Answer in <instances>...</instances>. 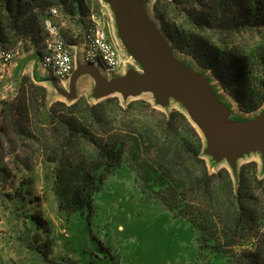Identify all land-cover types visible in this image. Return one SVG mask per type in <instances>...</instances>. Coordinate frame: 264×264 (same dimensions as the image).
<instances>
[{"label":"trees","instance_id":"trees-1","mask_svg":"<svg viewBox=\"0 0 264 264\" xmlns=\"http://www.w3.org/2000/svg\"><path fill=\"white\" fill-rule=\"evenodd\" d=\"M50 6L79 19L88 11L85 0H0V46L29 38L39 53ZM152 9L172 48L209 72L241 111L264 104V0H155ZM203 145L179 110L116 96L49 103L46 88L24 75L16 95L0 100V192L12 190L0 202L23 221L17 240L49 262L48 221L24 215L17 177L41 166L58 209L87 217L104 179L125 164L144 198L191 224L209 264H264V176L254 161L239 167L236 182L226 168L210 172Z\"/></svg>","mask_w":264,"mask_h":264},{"label":"rangeland","instance_id":"rangeland-1","mask_svg":"<svg viewBox=\"0 0 264 264\" xmlns=\"http://www.w3.org/2000/svg\"><path fill=\"white\" fill-rule=\"evenodd\" d=\"M143 1H146V15L167 41L174 58L204 94L206 104L216 121L230 130H247L261 122L264 119V104L252 112L241 111L209 72L200 68L190 56L172 48L153 15L155 0H140L142 5ZM85 2L88 11L80 19L76 15L63 12L65 19H69L68 22L65 20L68 28H76L83 35L91 16H96L126 64V72L116 74L114 78L135 75L143 80L155 79L156 73L151 61L140 55L136 35L127 30V25L118 17L111 0ZM57 8L60 9L58 6ZM60 11L62 12L61 9ZM69 32L70 29L65 32L68 41ZM7 47H18V57L27 53H38L29 38L8 44ZM41 51L42 43L38 54ZM111 96L118 97L123 104L142 99L164 112L179 110L194 126L189 110L178 92L168 90L163 100L156 91L126 94L118 90ZM48 102L50 103L49 100ZM195 128L203 139L202 157L210 172L226 168L236 182L239 167L254 161L258 173L264 176L261 164V158L264 161V148L258 152H253V149L240 150L234 157H231L229 150H223L221 154H217L215 150L210 152L206 137L199 128ZM15 186H20L25 192L24 215L40 213L48 221L49 238L53 244L52 254L50 261L44 262L26 249L17 240L25 229L23 221L21 218L16 220L10 213L9 203L0 202V264H209L199 253L196 234L191 224L185 219L174 218L160 202L144 198L125 164L104 179L94 196V210L87 217L76 213L67 218L58 209L51 179L44 176L39 165L29 175L23 173L18 176ZM4 192L12 190L0 192V201H6L2 196ZM33 234L38 243L45 241L41 230L33 228ZM31 240L34 241V237Z\"/></svg>","mask_w":264,"mask_h":264},{"label":"water","instance_id":"water-1","mask_svg":"<svg viewBox=\"0 0 264 264\" xmlns=\"http://www.w3.org/2000/svg\"><path fill=\"white\" fill-rule=\"evenodd\" d=\"M111 2L115 5L118 17L127 25V30L136 35L140 45L139 53L151 61L156 78L143 80L130 75L109 81L99 73L95 65L77 61L75 71L83 69L91 71L100 88V95L106 98L118 90L126 94L156 91L158 97L163 100L168 90L175 91L181 95L194 126L206 137L210 152L215 150L217 154H221L223 150H229L231 157H234L240 150L264 148V119L247 130H230L216 121L206 104L204 94L198 90L196 82L174 58L167 41L146 15L144 9L146 1L142 2L143 5L140 0Z\"/></svg>","mask_w":264,"mask_h":264},{"label":"built area","instance_id":"built-area-1","mask_svg":"<svg viewBox=\"0 0 264 264\" xmlns=\"http://www.w3.org/2000/svg\"><path fill=\"white\" fill-rule=\"evenodd\" d=\"M44 19L45 37L39 54L40 64L57 80L68 79L76 68L77 61L101 66L111 75L117 72L123 59L119 49L109 39L99 18L92 15L83 35L76 28H68L64 13L57 6H50ZM67 20V22L65 21ZM70 29V41L66 30ZM20 51L18 47L0 46V82L8 65Z\"/></svg>","mask_w":264,"mask_h":264},{"label":"crops","instance_id":"crops-1","mask_svg":"<svg viewBox=\"0 0 264 264\" xmlns=\"http://www.w3.org/2000/svg\"><path fill=\"white\" fill-rule=\"evenodd\" d=\"M125 65L123 60L119 72L111 75H108L101 66L96 67L105 79L111 81L116 74L126 72ZM22 75H28L35 83L44 86L47 90V98L50 103L57 100L72 103L80 96H84L91 103H96L104 98V96L100 95V88L91 71L86 69L78 70L68 79L57 80L41 66L38 53H27L17 57L6 68L0 82V100L16 95ZM253 152H258V150H254ZM261 164L264 170L262 158Z\"/></svg>","mask_w":264,"mask_h":264}]
</instances>
